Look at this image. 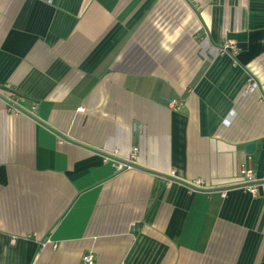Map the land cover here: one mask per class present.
Segmentation results:
<instances>
[{
    "label": "crops",
    "instance_id": "0c3cea01",
    "mask_svg": "<svg viewBox=\"0 0 264 264\" xmlns=\"http://www.w3.org/2000/svg\"><path fill=\"white\" fill-rule=\"evenodd\" d=\"M0 96V264H264V0H0Z\"/></svg>",
    "mask_w": 264,
    "mask_h": 264
},
{
    "label": "built area",
    "instance_id": "2783aa9c",
    "mask_svg": "<svg viewBox=\"0 0 264 264\" xmlns=\"http://www.w3.org/2000/svg\"><path fill=\"white\" fill-rule=\"evenodd\" d=\"M237 47L235 44H231V43H224L220 48H219V53L224 55L227 54L230 51L236 52ZM259 87L258 83L253 79L250 78L248 80V84L247 87L245 89V93L246 94H251L253 93L257 88ZM173 108L174 109H180L181 107L179 106L178 103H173ZM34 109V108H33ZM19 111V109H15V112L17 113ZM138 153V150L135 149L133 151V153L131 154V158L128 162V164H126L125 162L123 163H116V170L117 171H122L125 168L126 169H131L134 166H132V164L129 163H133V160L136 157V154ZM134 164V163H133ZM240 176L242 178V184H244L241 189L247 190L250 193H252L253 195H262L264 196V173L259 177L257 175V172L255 171V169L252 166V159L249 156L246 160L245 165H243L240 169ZM192 185L194 187H199V188H203L204 183L202 181H195L192 183ZM83 262L84 264H96L95 262V256L93 254H86L83 256Z\"/></svg>",
    "mask_w": 264,
    "mask_h": 264
},
{
    "label": "water",
    "instance_id": "95a60500",
    "mask_svg": "<svg viewBox=\"0 0 264 264\" xmlns=\"http://www.w3.org/2000/svg\"><path fill=\"white\" fill-rule=\"evenodd\" d=\"M1 97V96H0ZM3 99H5L4 97H3ZM6 100V99H5ZM10 105H12V106H15L14 105V103L12 102V101H10V100H6ZM17 108V107H16ZM255 147H256V144L255 143H248L247 145H246V151H247V153L248 154H252V153H254V151H255ZM126 164H128V162H125ZM129 164H132V166H135V167H138V168H141V167H139V166H137V165H134L133 163H129ZM244 184H240V185H237V187H229V189H234V188H239V187H242ZM221 190H225V189H218V191H221Z\"/></svg>",
    "mask_w": 264,
    "mask_h": 264
},
{
    "label": "rangeland",
    "instance_id": "374dc122",
    "mask_svg": "<svg viewBox=\"0 0 264 264\" xmlns=\"http://www.w3.org/2000/svg\"><path fill=\"white\" fill-rule=\"evenodd\" d=\"M241 188V187H240Z\"/></svg>",
    "mask_w": 264,
    "mask_h": 264
}]
</instances>
